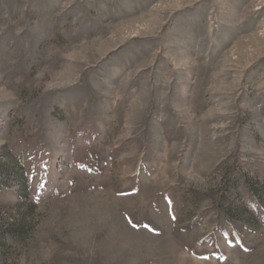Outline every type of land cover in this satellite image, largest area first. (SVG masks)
<instances>
[{
	"label": "rangeland",
	"instance_id": "rangeland-1",
	"mask_svg": "<svg viewBox=\"0 0 264 264\" xmlns=\"http://www.w3.org/2000/svg\"><path fill=\"white\" fill-rule=\"evenodd\" d=\"M0 264H264V0H0Z\"/></svg>",
	"mask_w": 264,
	"mask_h": 264
}]
</instances>
